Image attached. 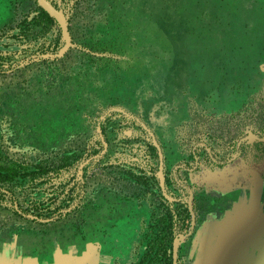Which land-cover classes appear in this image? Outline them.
Wrapping results in <instances>:
<instances>
[{
    "label": "rangeland",
    "instance_id": "1",
    "mask_svg": "<svg viewBox=\"0 0 264 264\" xmlns=\"http://www.w3.org/2000/svg\"><path fill=\"white\" fill-rule=\"evenodd\" d=\"M43 1L66 32L49 12L42 27L30 22L39 0H0V153L24 164L83 156L51 182L10 186L12 199L0 192V250L44 264H137L179 200L191 224L173 264H264V138L253 133L264 111V0ZM192 79L217 84L176 106L164 98L168 81L182 91ZM250 99L235 143L209 131L180 144L196 128L192 108L218 120ZM183 104L188 116L171 118ZM33 207L75 212L41 223ZM238 211L245 243L234 237Z\"/></svg>",
    "mask_w": 264,
    "mask_h": 264
},
{
    "label": "trees",
    "instance_id": "2",
    "mask_svg": "<svg viewBox=\"0 0 264 264\" xmlns=\"http://www.w3.org/2000/svg\"><path fill=\"white\" fill-rule=\"evenodd\" d=\"M43 16L45 19L51 20L52 17L49 16L48 12L42 8ZM255 99V97H254ZM254 99H250L243 107L233 115L221 116L218 120H214L213 116L206 115L204 113L197 112L196 108H192L190 110L191 122L188 124L189 126L196 127L191 133H186L184 136L179 135L180 144L187 145L191 142V136L195 134V132H199L203 135H214L216 139L219 141H223L227 136V142H233L241 137L245 136V128L250 125L251 122H243L242 128L243 131H240V121L243 115L245 116L248 111H252ZM260 108L264 109V103L260 104ZM200 118V121L198 122ZM241 119L239 122H235L236 119ZM258 121L254 119V128L253 133L259 138H264V111L258 115ZM235 124V133L232 134V128L228 124L223 125L224 123ZM203 124L202 128L196 126V124ZM207 124H209L207 126ZM214 124L212 129L211 125ZM217 124V128L215 129V125ZM182 137V138H181ZM185 138V139H184ZM199 139V138H198ZM258 144H262L263 141H257ZM192 150V148L190 149ZM201 147L198 149V152L194 153L193 151L190 153L191 155L201 156L200 153ZM197 151V149L195 150ZM83 155L76 154L72 151H63L54 155L52 157H47L46 159H42L35 164H24L15 161H9L3 159L2 153H0V192L3 195H8L10 199L13 198V193L9 190L10 186L13 187L15 184H25L26 182H35L40 181L43 183L51 182V179L59 177V175L66 170L71 169L72 167H77L78 161L81 160ZM192 156V157H193ZM7 184V185H6ZM54 184V183H50ZM83 184L79 185V189H83ZM55 192V190H52ZM57 193L53 194L51 198ZM80 195V193H78ZM77 197V196H76ZM75 195H70L68 198H65L64 201L75 200ZM177 204L175 208H172V205L166 206L165 217L162 219L164 225L159 229V234L155 241H150L149 245H146L144 249V253L137 264H173V243L178 234L184 233L190 227L191 224V215L189 210V205L187 202L174 201ZM67 208V207H66ZM39 210V209H38ZM37 209L30 208L27 211L32 213L34 219L42 218L44 221H40L41 223H52L55 221H59L61 219L66 218L69 214L75 212L74 210H66L65 208L54 207L53 209H44L38 211ZM163 236V237H162Z\"/></svg>",
    "mask_w": 264,
    "mask_h": 264
},
{
    "label": "crops",
    "instance_id": "3",
    "mask_svg": "<svg viewBox=\"0 0 264 264\" xmlns=\"http://www.w3.org/2000/svg\"><path fill=\"white\" fill-rule=\"evenodd\" d=\"M167 82V81H166ZM188 82L187 84H183L182 88H184L182 91H177V83L173 80V83L171 81H168L166 83V88L164 91V98L166 100H170L171 104L175 103V106L178 104L180 100L183 98H189V96L195 97L200 99V97H203L205 94L211 92L215 87L217 83H208L205 81L198 82L197 79H192L191 81H186ZM185 85V87H184ZM182 98V99H181ZM149 105V104H148ZM152 106V103H151ZM183 107H180L179 109L176 110V108L171 109V115L170 117L173 118L174 120L178 119L179 117L185 115L188 116V109L184 104L182 105ZM190 115V113H189ZM152 123H155V125L159 126L158 122L155 120L151 119ZM157 123V124H156ZM173 143H170V155L171 158L176 160L179 158V152L177 148L173 147ZM178 156V157H177ZM235 215H237V222L234 228V237L236 240L242 241V243H245L246 240V214L241 213L238 211ZM250 234V231H249ZM9 249V248H7ZM0 264H44V261L41 259L39 256H33L29 255L28 253L24 251H17V250H11L9 249L8 251H2L0 250Z\"/></svg>",
    "mask_w": 264,
    "mask_h": 264
},
{
    "label": "water",
    "instance_id": "4",
    "mask_svg": "<svg viewBox=\"0 0 264 264\" xmlns=\"http://www.w3.org/2000/svg\"><path fill=\"white\" fill-rule=\"evenodd\" d=\"M39 2L47 12H49L52 16H54L57 19V21L62 26L63 31L66 32L67 28H66V23L63 19L62 12L57 11L55 8H53L51 5L45 3L43 0H39ZM191 213L193 214V211ZM179 244H180V240L176 239L174 242V249H173L175 263H176V257H177Z\"/></svg>",
    "mask_w": 264,
    "mask_h": 264
},
{
    "label": "flooded vegetation",
    "instance_id": "5",
    "mask_svg": "<svg viewBox=\"0 0 264 264\" xmlns=\"http://www.w3.org/2000/svg\"><path fill=\"white\" fill-rule=\"evenodd\" d=\"M42 8H43V6H42ZM44 9V8H43ZM45 10V9H44ZM35 14H33L32 15V17L30 18V22H34V20L35 19H37L38 20V24L37 25H40L41 27L43 26V19H44V17H43V11L41 10V9H38L36 12H34ZM26 17H28V16H26ZM26 24H28V21L27 20H24V24H21L20 26H21V29L18 31V32H16L17 34H20L21 35V33H22V31H24L25 29H26ZM10 26H12V24H9ZM7 27V26H6ZM8 29H11V27L9 28L8 27ZM12 30V29H11ZM25 32V31H24Z\"/></svg>",
    "mask_w": 264,
    "mask_h": 264
}]
</instances>
